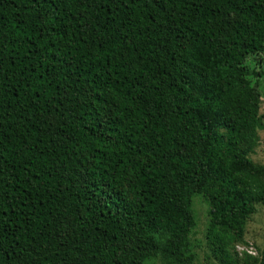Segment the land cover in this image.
Masks as SVG:
<instances>
[{"label": "trees", "instance_id": "1", "mask_svg": "<svg viewBox=\"0 0 264 264\" xmlns=\"http://www.w3.org/2000/svg\"><path fill=\"white\" fill-rule=\"evenodd\" d=\"M262 57L264 0H0V264H193L194 195L236 264Z\"/></svg>", "mask_w": 264, "mask_h": 264}, {"label": "rangeland", "instance_id": "2", "mask_svg": "<svg viewBox=\"0 0 264 264\" xmlns=\"http://www.w3.org/2000/svg\"><path fill=\"white\" fill-rule=\"evenodd\" d=\"M264 60V57H262ZM262 62V61H261ZM250 66L257 68L253 63ZM258 84L261 93L260 113H264V77L253 80ZM264 126V119H262ZM251 159L264 165V129L258 131L257 144ZM191 208L195 216V226L187 239V254L193 256V264H220L210 256V248L206 240V231L209 223V205L202 195H194L191 198ZM264 244V206L256 205L255 212L244 225V234L241 240L231 243L229 253L236 264H258ZM145 264H174L162 256L145 261Z\"/></svg>", "mask_w": 264, "mask_h": 264}]
</instances>
